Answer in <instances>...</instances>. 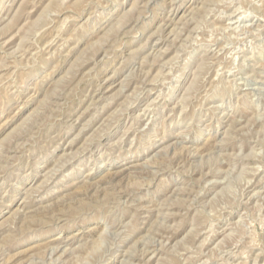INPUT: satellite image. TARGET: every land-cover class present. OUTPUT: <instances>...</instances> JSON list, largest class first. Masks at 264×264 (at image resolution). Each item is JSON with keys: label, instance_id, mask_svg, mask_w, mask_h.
I'll return each instance as SVG.
<instances>
[{"label": "rangeland", "instance_id": "rangeland-1", "mask_svg": "<svg viewBox=\"0 0 264 264\" xmlns=\"http://www.w3.org/2000/svg\"><path fill=\"white\" fill-rule=\"evenodd\" d=\"M0 264H264V0H0Z\"/></svg>", "mask_w": 264, "mask_h": 264}, {"label": "bare ground", "instance_id": "bare-ground-1", "mask_svg": "<svg viewBox=\"0 0 264 264\" xmlns=\"http://www.w3.org/2000/svg\"><path fill=\"white\" fill-rule=\"evenodd\" d=\"M233 19V18H232ZM167 24V23H166ZM61 253V252H60Z\"/></svg>", "mask_w": 264, "mask_h": 264}]
</instances>
